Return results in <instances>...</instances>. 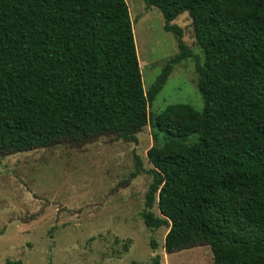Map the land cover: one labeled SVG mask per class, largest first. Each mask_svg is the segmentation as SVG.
Returning a JSON list of instances; mask_svg holds the SVG:
<instances>
[{
	"label": "trees",
	"instance_id": "1",
	"mask_svg": "<svg viewBox=\"0 0 264 264\" xmlns=\"http://www.w3.org/2000/svg\"><path fill=\"white\" fill-rule=\"evenodd\" d=\"M144 2L180 50L148 93L126 0H0V168L57 145L137 143L174 65L194 56L173 23L188 11L205 55L204 107L172 104L156 116L163 141L147 152L142 217L169 229L167 253L208 245L215 264H264V0ZM142 171L138 161L130 178Z\"/></svg>",
	"mask_w": 264,
	"mask_h": 264
},
{
	"label": "rangeland",
	"instance_id": "2",
	"mask_svg": "<svg viewBox=\"0 0 264 264\" xmlns=\"http://www.w3.org/2000/svg\"><path fill=\"white\" fill-rule=\"evenodd\" d=\"M148 93L168 62L179 53L175 34L166 31L158 7L126 0ZM183 30L194 56L175 64L149 107V124L138 142H111L108 137L81 149L66 145L19 152L0 168V264H215L208 245L165 251L167 227L149 228L142 217L153 168L147 152L162 143L156 116L178 103L203 110L196 64L204 51L196 40L188 11L173 21ZM138 161L145 171L130 178ZM152 211L161 216L157 203ZM157 244L152 247L151 242Z\"/></svg>",
	"mask_w": 264,
	"mask_h": 264
}]
</instances>
